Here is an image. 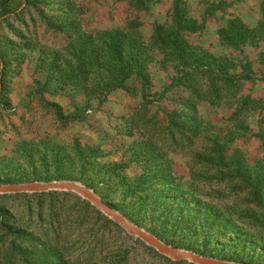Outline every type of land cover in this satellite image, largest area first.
I'll return each mask as SVG.
<instances>
[{
	"label": "rangeland",
	"instance_id": "1",
	"mask_svg": "<svg viewBox=\"0 0 264 264\" xmlns=\"http://www.w3.org/2000/svg\"><path fill=\"white\" fill-rule=\"evenodd\" d=\"M36 180L80 182L178 248L264 264V0H0V183ZM55 191L0 194L17 219L0 264L192 262Z\"/></svg>",
	"mask_w": 264,
	"mask_h": 264
},
{
	"label": "water",
	"instance_id": "2",
	"mask_svg": "<svg viewBox=\"0 0 264 264\" xmlns=\"http://www.w3.org/2000/svg\"><path fill=\"white\" fill-rule=\"evenodd\" d=\"M55 190L72 191L80 194L91 201L98 209L113 218L122 225L128 232L146 241L149 245L158 249L161 253L170 256L175 260H189L197 264H243L232 262L215 257L206 256L193 250H185L166 243L156 235L135 225L123 214L106 204L103 199L92 189L80 182L72 180L53 181H30L23 183H0V194L14 193H43Z\"/></svg>",
	"mask_w": 264,
	"mask_h": 264
},
{
	"label": "trees",
	"instance_id": "3",
	"mask_svg": "<svg viewBox=\"0 0 264 264\" xmlns=\"http://www.w3.org/2000/svg\"><path fill=\"white\" fill-rule=\"evenodd\" d=\"M129 73V69H126L125 67H119V75L117 77V79L115 80L114 83V87H120L121 84L123 83V81L125 80V75H127ZM56 191H51V192H43V193H20L17 194L15 196L18 197H24V198H39L41 196L47 195V194H52ZM66 193V192H64ZM8 195H0V197H6ZM37 204H40L39 202H37ZM27 216L25 220H23V222H27L29 225H31L33 223V217L35 216V209H34V204L30 203L28 204V210H27ZM36 217L38 218V222L39 225H42L43 227H45V222H46V215H44V212L40 209L37 214ZM17 222V219L14 217H9V215H5L0 213V233L2 234V238L1 239H6L7 241L9 240L8 238H10V236L12 235V232H14L12 230V228L9 226V224L11 222ZM54 220L53 219H49V229L53 230L55 229L54 226L55 224H53ZM47 236L51 237L50 232L47 233ZM8 237V238H7ZM61 234H56L55 236H53V242L60 244L61 243ZM101 252V250H100ZM160 256H162L161 254H159ZM164 259L169 261V264H195L192 262H187V261H173L170 258H167L166 256H162ZM59 260H64L65 262H67L68 264H100V260H96V256L91 254L89 257H79V258H75L72 257L71 255H69L66 251H63L61 253V255L58 257ZM101 263H104L101 261ZM123 263L122 261L119 260V264Z\"/></svg>",
	"mask_w": 264,
	"mask_h": 264
}]
</instances>
